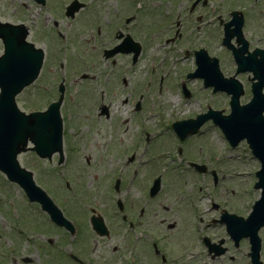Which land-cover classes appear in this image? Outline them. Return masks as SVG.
Wrapping results in <instances>:
<instances>
[{
  "label": "flooded vegetation",
  "instance_id": "flooded-vegetation-1",
  "mask_svg": "<svg viewBox=\"0 0 264 264\" xmlns=\"http://www.w3.org/2000/svg\"><path fill=\"white\" fill-rule=\"evenodd\" d=\"M30 1L21 23L44 54L37 78L23 90L37 108L23 110L43 112L61 99V154L52 139L42 141L47 155L20 154L51 202L31 200L18 182L0 184V264H264V222L248 220L258 195L236 182H196L194 194L188 182L157 186L169 127L157 137L140 115L144 105L152 110L155 87L162 90L165 81L161 76L157 83L153 66L141 76L144 57L149 65L154 53L169 48L160 55L168 60L172 46L181 44L186 60L169 62L179 76L165 85L184 99L196 53L219 62L211 48L220 46L224 23L241 19L248 49H264L246 35L250 13L231 8L222 18L214 0H177L175 13L155 10L165 22L149 32L141 0ZM238 1L263 11L264 0ZM236 11L243 19L233 17ZM230 29L236 43V24ZM202 63L210 67L212 61ZM184 67L190 70L182 73ZM151 150L154 159L141 175Z\"/></svg>",
  "mask_w": 264,
  "mask_h": 264
},
{
  "label": "rangeland",
  "instance_id": "rangeland-1",
  "mask_svg": "<svg viewBox=\"0 0 264 264\" xmlns=\"http://www.w3.org/2000/svg\"><path fill=\"white\" fill-rule=\"evenodd\" d=\"M216 3H219V9L221 17L226 16L228 18L229 10L231 8L244 7L247 12L250 13L249 21L246 25V35L252 40V45H257L264 47V1L261 2L262 12L256 11L250 7L249 1H242L239 3L238 0H214ZM32 3L30 0H0V20L9 21L12 23H18L22 20V12L25 5ZM156 5H158L157 8ZM177 0H141L140 6L141 12L140 17L142 16V21L149 22V32L155 31L158 27L164 25L165 21H162V14L155 17V10L167 9L170 13H175L178 9ZM172 16V15H171ZM158 47V46H156ZM173 51L169 52V57L167 59L160 58L163 50H168L165 48L162 51L156 52L152 55L151 63L148 65L149 58L143 59L142 64H140L141 76H144L149 66H153L156 71L157 83L158 79L163 76L165 79L162 90H158V85L155 87V100L152 105V110L146 105L141 108L142 118H146L145 121L148 122V127L152 133H156L158 137L161 133L162 128L169 127V122L175 117H185L188 115H193L194 113L205 110L207 105H212L213 107H222L220 110H223L225 114L229 111V96H226L224 93H220L219 96H213L210 93L203 91V86L199 82H195L196 94L192 93V100H183L179 99L177 92L172 90L170 86L165 84L173 79V77L179 76L178 72H174L169 65V62L176 61L177 64L182 63L186 59L180 57L182 53L181 44H175L172 46ZM155 49V47L153 46ZM212 51L216 52L217 56L221 60L220 66L221 70L225 76H230L234 73L232 70L233 66L230 62L229 56L225 51L216 44H212ZM1 52V46H0ZM176 64V65H177ZM175 65V66H176ZM142 70L144 72L142 73ZM182 73H186L190 70L188 67L180 68ZM172 76L170 80H167L166 77ZM241 81L244 82V95L241 96L240 102H246L250 96L247 94L249 91L246 90V87L249 89V83L246 80V75L237 76ZM143 78V77H142ZM144 81L141 80V86ZM193 80L187 81L188 88H192ZM246 85V86H245ZM208 96H207V95ZM221 96V97H220ZM211 97V98H210ZM228 102V109H227ZM226 103V105H225ZM17 104L20 108L31 106L32 108H37V105H32L27 97L20 95L17 98ZM147 108V109H146ZM25 110V109H24ZM139 115V116H140ZM167 119V120H165ZM134 120L137 122L136 117ZM137 126V125H136ZM198 136L189 137L187 142L182 144L180 147L183 150L185 159L180 155L179 158L176 157L175 169L169 170L162 174L161 168L163 164L156 165V172L162 174V182H190L192 185V194L195 193L194 185L196 182H213L211 176L195 173L192 169L189 168L188 163L190 161H197L199 164H205L208 169H214L218 174V182H236L242 187L243 190L252 192L254 190V180L256 177L254 175L255 171L259 169V163L254 160L247 149V145L243 142L240 143L235 149L230 148L226 142L223 141L216 132L214 134L213 130L209 127L204 126V129L200 130L197 133ZM186 140V139H185ZM162 145L165 147H172V143L169 139V133L165 132L162 136ZM163 149H157V152L162 153ZM172 151L171 157L176 155V148L170 149ZM152 150L148 151L145 155V163L141 165V175L149 171L148 163L153 161ZM170 157V159H172ZM31 159V157H28ZM187 162H186V161ZM148 161V163H147ZM168 162V160H167ZM153 164V163H152ZM143 181V178H142ZM7 182L4 177L0 174V184ZM0 192H5L4 187L0 186ZM187 192V191H186ZM189 192V191H188ZM241 193L238 190L237 194ZM244 194V193H243Z\"/></svg>",
  "mask_w": 264,
  "mask_h": 264
},
{
  "label": "water",
  "instance_id": "water-1",
  "mask_svg": "<svg viewBox=\"0 0 264 264\" xmlns=\"http://www.w3.org/2000/svg\"><path fill=\"white\" fill-rule=\"evenodd\" d=\"M24 36L25 32L22 26L0 24V37L4 44V54L0 57V170L5 172L11 181L27 187L25 182H32L30 174L19 168L16 154L24 146L29 134L22 129L24 119L17 112L14 97L36 77L42 55L31 45L25 43ZM211 77L215 81H220L218 72ZM254 93V98H257L258 87H254ZM262 108L263 106L259 102L257 106L252 105L243 113V116L247 118L244 131L252 137L255 134L257 137H261L264 132V121L261 117ZM37 118L41 119L42 117ZM242 129H239V133L242 132ZM53 131L51 139L59 147L60 123L58 121L55 123ZM29 138L34 141L37 145L36 149L41 153L43 150L42 140L46 137ZM258 142L261 146L260 139ZM258 176L263 177V170L258 173Z\"/></svg>",
  "mask_w": 264,
  "mask_h": 264
}]
</instances>
